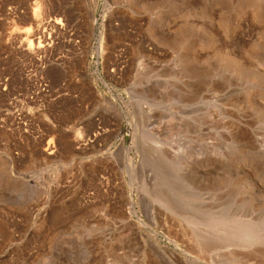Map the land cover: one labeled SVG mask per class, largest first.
I'll return each mask as SVG.
<instances>
[{
	"label": "rangeland",
	"instance_id": "1",
	"mask_svg": "<svg viewBox=\"0 0 264 264\" xmlns=\"http://www.w3.org/2000/svg\"><path fill=\"white\" fill-rule=\"evenodd\" d=\"M263 74L264 0H0V264H264Z\"/></svg>",
	"mask_w": 264,
	"mask_h": 264
},
{
	"label": "bare ground",
	"instance_id": "2",
	"mask_svg": "<svg viewBox=\"0 0 264 264\" xmlns=\"http://www.w3.org/2000/svg\"><path fill=\"white\" fill-rule=\"evenodd\" d=\"M238 1H239V0H238ZM255 3H256V2H255ZM245 5H246V3H245ZM255 5H256V4H255ZM247 6H248V5H247ZM250 7H251V6H250ZM201 11H202V10H201ZM255 13H256V12H255ZM35 14H36V13H35ZM209 18H210V17H209ZM57 19H58V18H57ZM221 20H222V19H221ZM260 20H261V19H260ZM58 21H59V20H58ZM217 21H218V20H217ZM218 22H219V21H218ZM222 22H223V21H222ZM27 30H28V29H27ZM152 31H153V30H152ZM155 36H156V35H155ZM29 41H30V40H29ZM260 42H261V41H260ZM168 43H169V42H168ZM29 45H30V44H29ZM40 45H41V44H40ZM231 56H232V55H231ZM233 57H234V56H233ZM228 60H229V59H228ZM233 60H234V59H233ZM233 60H232L231 62H233ZM237 60H240V59H237ZM234 61H235V60H234ZM235 62H236V61H235ZM231 64H232V63H231ZM237 64H238V62L236 63V66H237ZM232 65H233V64H232ZM239 65H240V64H238V67H239ZM233 66H235V63H234ZM236 66H235V68H237ZM231 68H232V67H231ZM235 70H236V69H235ZM239 70H242V69H239ZM237 71H238V70H237ZM263 76H264V74H263ZM260 81H261V80H260ZM262 83H264V82H262ZM205 238H206V237H205ZM199 239H200V238H197V241H198V242H199ZM202 239L204 240V238H201L200 240H202ZM206 240H207V239H206ZM192 241H193V239H192ZM195 241H196V240H195ZM197 241H196V242H197ZM199 243H200V242H199ZM211 244H212V243H211ZM206 245H207V244H206ZM203 246H204V245H203ZM210 247H211V246H210ZM202 248H203V247H202Z\"/></svg>",
	"mask_w": 264,
	"mask_h": 264
}]
</instances>
